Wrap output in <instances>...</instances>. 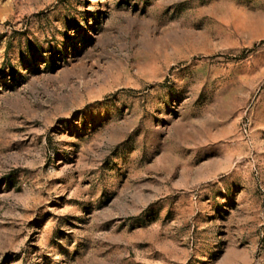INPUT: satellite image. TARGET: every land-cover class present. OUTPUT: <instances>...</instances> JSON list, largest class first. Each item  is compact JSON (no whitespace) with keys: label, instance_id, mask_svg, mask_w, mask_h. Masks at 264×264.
Returning a JSON list of instances; mask_svg holds the SVG:
<instances>
[{"label":"rangeland","instance_id":"obj_1","mask_svg":"<svg viewBox=\"0 0 264 264\" xmlns=\"http://www.w3.org/2000/svg\"><path fill=\"white\" fill-rule=\"evenodd\" d=\"M0 264H264V0H0Z\"/></svg>","mask_w":264,"mask_h":264}]
</instances>
